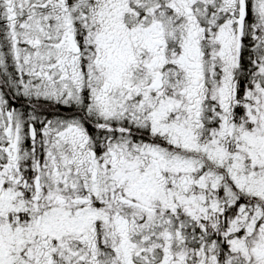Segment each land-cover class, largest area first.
Wrapping results in <instances>:
<instances>
[{
    "label": "snow or ice",
    "instance_id": "6c2138e0",
    "mask_svg": "<svg viewBox=\"0 0 264 264\" xmlns=\"http://www.w3.org/2000/svg\"><path fill=\"white\" fill-rule=\"evenodd\" d=\"M0 264H264V0H0Z\"/></svg>",
    "mask_w": 264,
    "mask_h": 264
}]
</instances>
